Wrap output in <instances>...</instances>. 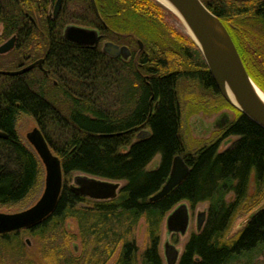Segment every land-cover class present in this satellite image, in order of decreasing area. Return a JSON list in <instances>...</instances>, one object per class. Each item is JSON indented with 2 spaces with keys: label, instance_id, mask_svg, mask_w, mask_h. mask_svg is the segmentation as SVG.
<instances>
[{
  "label": "trees",
  "instance_id": "1",
  "mask_svg": "<svg viewBox=\"0 0 264 264\" xmlns=\"http://www.w3.org/2000/svg\"><path fill=\"white\" fill-rule=\"evenodd\" d=\"M201 1L221 19L247 72L264 90V0ZM50 2L0 0L4 26L0 42L12 34L19 36L9 68L31 56L35 39L31 18L36 11L44 24H58L61 17L46 14ZM87 7L93 10L91 4ZM103 8V14L115 10L122 23L131 12L137 31L154 36L147 34L150 49L145 47L132 67L130 84L128 64L113 62L96 49L79 52L61 44L53 55V77L36 68L18 75L0 73V130L7 133L0 136V204L21 203L41 181V161L17 130L22 114L36 120L63 168V187L54 210L34 225L0 233L1 264H108L112 259V264H162L158 250L162 221L185 201L193 206L206 201L208 208L203 228L190 235L178 264H263L264 206L254 210L234 236L229 235L235 217L264 195V127L224 100L236 110V117L213 138L188 148L179 80L189 78L219 96L204 59L198 61L199 69L192 64L195 67L185 69L184 75L173 67L186 66L188 56L192 61L189 47L188 52L186 47L175 48V37L201 58L197 44L171 24L159 23L164 10L154 0H106ZM161 51L179 60L171 62L167 55L161 57ZM142 74H148L151 86ZM140 131L148 134L138 137ZM231 136L238 138L220 151L222 140ZM178 154L190 167L188 175L166 195L151 200L167 181ZM73 172L124 183L115 197L93 199L68 185ZM141 220L146 224L142 247L137 241ZM27 235L35 238L34 250L26 245ZM259 256L263 257L257 260Z\"/></svg>",
  "mask_w": 264,
  "mask_h": 264
},
{
  "label": "water",
  "instance_id": "2",
  "mask_svg": "<svg viewBox=\"0 0 264 264\" xmlns=\"http://www.w3.org/2000/svg\"><path fill=\"white\" fill-rule=\"evenodd\" d=\"M62 1L56 0L54 6L55 15L58 14ZM91 1L98 13L95 1ZM154 1L169 11L175 12L176 9L184 16L194 36L190 33L188 34L201 50L206 62L205 64H207L210 74L213 76L214 82L221 94L230 104L264 127V103L256 94V84L247 72L237 46L221 19L200 0H167L169 5H166L162 0ZM215 21L220 22L221 27L225 30V36H219L214 32ZM65 33L68 39L81 44H92L98 41L95 30L90 28L70 25L66 28ZM14 43L15 36H12L0 45V53H6L11 50L15 45ZM104 48L111 55L123 54L127 56L130 52L128 47L119 46L113 42H107ZM36 63L41 65L42 59L28 65L26 64V66L20 69L0 70V72L7 75L22 74L33 68ZM228 87L235 101L228 94ZM225 121L226 119L222 123ZM147 134L148 131H142L138 137H143ZM25 135L29 143L35 148L41 162H43L42 165L45 167V187L39 199L28 208L17 212L0 211V233L20 230L43 220L56 207L55 205L58 202L62 189L63 168L61 160L58 155L54 154L41 129L35 126ZM0 136H6V133L0 131ZM189 169L190 167L182 155L178 154L175 156L167 181L150 199L158 200V198L166 195L184 180L189 173ZM76 182L78 186L75 187V190L93 199H109L118 194L119 182L85 175L77 176ZM205 217V212H201L198 215V227L200 229ZM166 224L169 232L181 231V233H184L189 224L188 205L180 203L175 207L168 215ZM164 253L167 264H176L179 250L174 244L167 242Z\"/></svg>",
  "mask_w": 264,
  "mask_h": 264
},
{
  "label": "rangeland",
  "instance_id": "3",
  "mask_svg": "<svg viewBox=\"0 0 264 264\" xmlns=\"http://www.w3.org/2000/svg\"><path fill=\"white\" fill-rule=\"evenodd\" d=\"M94 1L96 3L98 13H97L96 9L94 8L91 0H64L62 9L58 13V16H56L54 14V6H55L56 0H51L48 8H46L47 9L46 14L49 16L50 13L52 12L53 16H56V18L61 17V18H59L60 20L57 22L61 27H63V25L66 23H76L77 24L80 21L82 22V20H84L87 23H90L92 25H95V24L99 25L100 22L103 25V23L105 21L106 25H107L106 30L108 33V36H106V38L109 39V41L114 40L116 42L125 44L127 42V40H129L132 43V50H133V55H134L132 66L130 68H127L128 69V71H127L128 77L127 78H128V80L130 79L128 84H130V82H133V80H131L133 78L131 76L132 67L134 66V64H136L137 61L141 60L142 56H140V55H142V53L144 52L145 47H147V46H148V48L150 47V45H148L149 41H150L148 38V35L153 39H154V36L150 35L146 31H137L139 28H137V26L132 22L131 12L129 14V18H127V21L122 23L121 16L118 17L117 12L115 10H112L111 12L105 11L106 12L105 14L102 13L103 12L102 9H104L103 3H105L106 0H94ZM88 4H91V7L93 8V10L88 9V7H87ZM157 4L164 10V11L160 10V12H163L161 14L164 15V18L162 16H159V20H160L159 23H161V24L167 23V24H169V26L171 24V26L174 27L177 32H179L180 34H183L185 36L190 37L189 34L185 30H183V28L179 27L178 22H177L178 18L175 17V15L173 13H171L172 11H169L165 7H162L159 3H157ZM83 5H85L84 6L85 8H83ZM93 11H94V13H93ZM38 14L39 13L36 11L35 12V18H34V19H36V17H37L38 19H36V20H34L33 17L31 16L32 22L34 20L36 24L41 25V27H43L45 29L46 33L49 32V29L47 28L48 25L44 24V22L42 20L43 16L40 17ZM50 16H52V15H50ZM98 16L101 17V19L104 21H102ZM56 18H54V19H56ZM152 19L154 22L158 23L155 15L152 16ZM122 20H123V18H122ZM87 23H85V24H87ZM161 24H158L160 26V33H161V26H162ZM87 25H89V24H87ZM3 28H4L3 24L0 23V34H2L1 32H2ZM165 32L167 33L168 36L172 35V34H170L169 31L167 32L165 30ZM12 36H15V35H12ZM12 36H9L5 39L3 38V40H1V42H0V45H2L4 42H6L8 39H10ZM37 36H39V35H37ZM175 38H176V39H174V41H176V42H174L175 48L178 47V45H179V47H186L185 52L189 51V53L191 54V55L190 54L189 55H190L192 61H189V59H188L189 56H188L186 58L188 60V64H186V66L179 67L177 64H175V66L173 65V67L181 68L182 72H184L183 75L187 74L184 71L185 69H188V67L189 68L193 67L192 64H195L197 67H195V65H194V67L199 69L201 65H197V63H198V61H203V59H204L202 52H201V55H199L200 57L201 56L202 57L198 58L197 54H195L196 53L195 50L192 47H190L189 44H186V42L184 43V41L181 40L179 37H175ZM114 41H113V43H115ZM157 42L160 43V45H161V40L157 41ZM165 43H166V41H164V44ZM18 46H19V42L16 45H14V47L11 50H9L8 52L0 53V70L20 69L19 68L20 66L24 67V66H26V64L28 65V64L32 63V61L34 59H37L38 56H40L46 49L45 45L42 44V40L38 41L36 44H35V42H33L31 45L33 50L31 51V53H29V55H31V56L28 59H27V57L21 58L22 65H20L19 67L9 68L8 65H12V62H10V61L14 57V52L18 48ZM188 47H189V49H188ZM187 49H188V51H187ZM148 52L151 53V50H148ZM160 55L162 57L163 55L166 56L167 54L165 52L162 53V51H161ZM167 56H166L167 57L166 59H168L171 62L174 59H176V61L179 60L178 57L173 59L174 54H172V55L170 54ZM17 59L20 60V58H18V57H17ZM49 59H51V58H49ZM37 60H39V58ZM204 61H205V59H204ZM192 62H194V63H192ZM41 65H42V63H41ZM114 67H116V66H114ZM185 67H187V68H185ZM35 68L40 69L37 67L31 68V69H35ZM23 73H26V72H23ZM142 76H145V74H142ZM51 77H53V76H51ZM53 79L57 81V79L55 77ZM143 81H144V79H143ZM255 84L257 85V83H255ZM177 86H179V91L181 93V102H182V108H183V116H182L183 117V127H182V129H183L184 136L186 138V142L188 144V148L195 149V148H197V146H199L204 141L213 138L223 127H225L227 124H229L236 117V110L223 103L224 100L227 103H230V102L221 94L220 91L218 94H219V96L220 95L221 96L219 97L217 95V97H218V99H217L214 95L211 94V92L208 89L205 88V86L200 87L199 85H195V82L193 84L192 80H190L189 78H184V77H182L181 80H179V85H177ZM261 90L264 92L263 89H261ZM194 92L196 94H193ZM62 108L64 109V107H62ZM222 115H225L226 121L224 123L219 124L218 121L220 120ZM35 126H39L37 124L36 120L33 117H31L30 115H26V114H22L20 116L18 122H17V130H18L19 135L21 136L23 141L26 142L32 148H33V146L27 140V137L25 134H27V132L30 131ZM141 132L142 131L137 133V136ZM237 138H238V136H231V137H227V138L223 139L221 144L219 145V150L220 151L224 150L228 145H230ZM159 158H160V156L158 155L156 157L155 161H158ZM152 164L153 163H151L149 166H152ZM42 168H43V171L41 173L42 176H41L40 184H39L38 188L33 192V194L29 195V197H27V199H25L21 203H18L15 205H1L0 204V211H2V212H17V211L23 210L25 208H28L29 206L33 205L39 199V197L43 193V190L45 187L44 185H45L46 172H45L44 165H42ZM79 175L89 176V175L81 173V172H73L68 177V183H69L68 185L75 186V187L78 186V183L76 182V177ZM91 177H93V176H91ZM123 183H124V181H119V189L123 185ZM119 189H118V191H119ZM251 191H253V187H251ZM181 203H186L188 205L189 224H188L187 230L184 233H181V231L180 232H172V231L169 232V229L167 228V224H166L167 217L172 212V210L177 206H175L173 209L169 210L166 213V215L162 221L161 230L159 231L160 232V238H159L158 250H159L160 256L162 258V264H167L166 256L164 253L165 252V244L167 242L174 244L175 247L179 250V257L177 260V262H178L182 253H183L182 251H184L185 244L188 241L190 235L193 232L200 231L203 228L205 221H206L205 219L207 217L208 202H206V201L198 202L194 206L191 205L187 201L181 202ZM260 206H264V195L259 199V203L256 204L255 206H253V208L247 207L235 217L233 224L231 226V229H230V235L229 236L230 237L234 236L244 226V224L246 223V221L248 219L247 217H249L250 214L254 210H256L257 208H259ZM201 212H205L206 217H205L203 225L200 229L198 227V215ZM144 222H145L144 220H141V222H139L140 225H139V228L137 231V241L141 247L144 245L145 234H146L145 233L146 224ZM73 223H74L73 220H71L69 226L71 228H73V230H74L75 226H73L74 225ZM24 239H25L26 245L28 246L29 250H34L36 248V242H35L34 237L27 235L24 237ZM262 257L263 256L257 257V260L262 258ZM112 261H113V259L108 264H112ZM177 262H176V264H178ZM0 264H1V259H0ZM263 264H264V261H263Z\"/></svg>",
  "mask_w": 264,
  "mask_h": 264
},
{
  "label": "flooded vegetation",
  "instance_id": "4",
  "mask_svg": "<svg viewBox=\"0 0 264 264\" xmlns=\"http://www.w3.org/2000/svg\"><path fill=\"white\" fill-rule=\"evenodd\" d=\"M63 2H64V0L62 1L59 12L62 9ZM50 15H52V16H50ZM50 15L49 16L51 19H54V18H56V16H58V14L56 16H53L52 12L50 13ZM99 18L101 19V17H99ZM102 21H104V20H102ZM82 22L80 21L77 24L76 23H66L63 25V27H61L59 24H48L47 28L49 29V32L46 33L45 29L43 27H41V25L36 24L35 21L33 20V26L31 27V33H33V36L35 37L33 42H35V44H36L38 41L42 40V44H44L46 47L45 51L40 56H38L39 59H42V65H40L39 63H36L34 67L40 68V70L44 71L46 74H48V71H49V73H51V76H54V74L56 72L55 71L56 70L55 69L56 63L53 60V55L57 51L56 50L57 44H61L63 49L64 48L69 49V50L72 49V50H77L79 52L88 50V48L89 49H96L100 53L103 52L105 55L110 56L112 58L113 62L116 61V63H117L119 61L121 63H126L129 65V68L132 66L134 55H133V50H132V43L129 40H127V42L125 44L119 43V42H116L113 40L115 42V44H117V45L119 44V46H125V47L129 48L130 52L127 56H124L123 54L111 55L108 52H106L105 48H104L107 42H113V41H109V39L106 38V36H108L107 30H106V26H107L106 22L105 21H104V23L102 22L103 25L101 24V22L99 23V25L98 24L92 25L90 23H87L84 20H82ZM85 23H87L89 25H87ZM70 25H74L76 27L79 26V27H84V28H90V29L95 30L96 37H98V41L94 42L92 44H81V43H77V42H74V41L68 39V37H66L65 32H66V28ZM1 33H3V30ZM0 35H2V34H0ZM12 35H15V43L14 44L16 45L19 41V36L17 34H12ZM37 35H39L40 37ZM49 58H51V59H49ZM37 59H34L33 61H35V60L37 61ZM21 67L22 66H20L19 68H21ZM147 76H148V74H145V76H142V77L145 81V84H148L149 86H151L150 79ZM53 82L56 86L58 85V81L53 80ZM225 118H226L225 115H222V117L220 118L218 123L219 124L222 123Z\"/></svg>",
  "mask_w": 264,
  "mask_h": 264
},
{
  "label": "bare ground",
  "instance_id": "5",
  "mask_svg": "<svg viewBox=\"0 0 264 264\" xmlns=\"http://www.w3.org/2000/svg\"><path fill=\"white\" fill-rule=\"evenodd\" d=\"M164 3H166V5L168 4L169 5V2L167 0H162ZM172 11V10H171ZM171 13H173L175 15V17H177V22H178V25L179 27L183 28V30H185L187 33H190L194 36V33H192V29L190 28V26L188 25V23H186V20L184 18V16L179 13L178 10L175 9V12L172 11ZM185 26V27H184ZM219 36H225V30L221 27V24L219 21H215V31ZM1 73V72H0ZM3 74V73H1ZM18 75V74H17ZM213 77V76H212ZM217 87V85H216ZM218 89V87H217ZM219 91V89H218ZM228 94L230 95V97L234 100V96L232 94V92L230 91L229 87H228ZM255 92L256 94L258 95L259 99L264 103V92L257 86L255 85ZM39 127V126H38ZM40 128V127H39ZM41 129V128H40ZM1 131V130H0ZM42 131V130H41ZM3 132V131H2ZM5 133V132H4ZM43 133V132H42ZM1 137H7V133H6V136H1ZM33 146V145H32ZM32 148V147H31ZM34 148V147H33ZM32 148V149H33ZM34 151L36 152L35 148H34ZM36 154L38 155V153L36 152ZM39 159H40V156L38 155ZM41 161V159H40ZM41 164H43V162H41ZM107 180V179H106ZM111 181H114V180H111ZM114 182H119V181H114ZM62 187H63V183H62ZM73 188L75 189V186H73ZM62 190V189H61ZM61 193V192H60ZM157 193V192H156ZM155 194V193H154ZM153 194V195H154ZM152 196V195H151ZM150 196V197H151ZM98 200H101V199H98ZM179 204H177L176 206H178Z\"/></svg>",
  "mask_w": 264,
  "mask_h": 264
}]
</instances>
